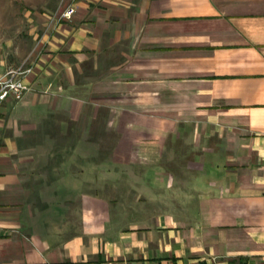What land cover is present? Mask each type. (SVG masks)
<instances>
[{"label":"crops","instance_id":"crops-1","mask_svg":"<svg viewBox=\"0 0 264 264\" xmlns=\"http://www.w3.org/2000/svg\"><path fill=\"white\" fill-rule=\"evenodd\" d=\"M20 23L0 30V75L32 69L0 102V264H264V0Z\"/></svg>","mask_w":264,"mask_h":264},{"label":"rangeland","instance_id":"rangeland-1","mask_svg":"<svg viewBox=\"0 0 264 264\" xmlns=\"http://www.w3.org/2000/svg\"><path fill=\"white\" fill-rule=\"evenodd\" d=\"M63 0H0V30L15 31L28 15L39 14L53 9V5L62 6ZM126 190V186H124ZM125 192V191H124ZM135 202L132 198H120V208ZM143 202V200H139ZM130 205V204H129ZM129 207V206H128Z\"/></svg>","mask_w":264,"mask_h":264},{"label":"built area","instance_id":"built-area-1","mask_svg":"<svg viewBox=\"0 0 264 264\" xmlns=\"http://www.w3.org/2000/svg\"><path fill=\"white\" fill-rule=\"evenodd\" d=\"M65 0H63L62 5ZM76 10L72 6H68L61 13L60 19H71ZM32 73L31 68L21 67L16 70H10L5 74L0 75V102L6 101L12 97L16 102L23 100L24 95L29 90L28 86L24 82V77Z\"/></svg>","mask_w":264,"mask_h":264}]
</instances>
